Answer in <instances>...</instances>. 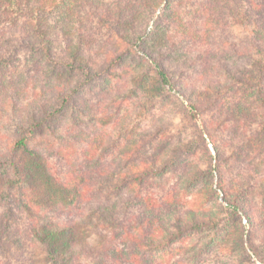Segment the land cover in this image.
Returning a JSON list of instances; mask_svg holds the SVG:
<instances>
[{"label": "trees", "instance_id": "obj_1", "mask_svg": "<svg viewBox=\"0 0 264 264\" xmlns=\"http://www.w3.org/2000/svg\"><path fill=\"white\" fill-rule=\"evenodd\" d=\"M201 10L208 15L201 31L210 38L231 25H242L249 32L250 47L241 52L250 65L240 70L251 77L244 79L237 75L239 68L224 66L230 82L242 78L238 82L248 92L227 106V84L187 91L173 76L171 61L182 65L188 56L180 52L167 29L166 20L178 16L173 0H0L1 250L15 241H6V226L16 208H24L37 219L32 233L47 264H164L170 261L172 243L205 233L211 235L186 261L168 264H204L203 252L218 240L231 253L247 254L253 263L264 264V248L252 244L250 231L227 226V219L236 221L238 215L248 225H259L253 208L240 198L239 188L232 196L224 190L225 204H208L207 198L217 189L213 177L221 170L189 160L199 147L196 138L179 143L159 139L141 152L147 141L143 133L131 137V145L112 160H105L107 144L95 143L84 151L85 162L70 180L61 178L51 164L65 155L66 147L76 149L65 135L80 134L81 140L87 120L94 119L92 107L84 100L87 90L113 77L118 68H128L133 53L143 57L140 67L130 72L133 88L142 89L147 97L140 109L147 113L156 100L175 91L185 97L195 120L202 119V110L210 106L228 107L229 116L236 119L248 118L256 110L258 130L251 146L264 149V0H203ZM150 20L154 23L148 31ZM106 29L108 39H114L104 51L101 36ZM21 53L26 58L16 63ZM204 53L218 54L211 48ZM211 60L205 58L207 72L216 67ZM20 85L24 93L19 95ZM144 116L139 110L137 118ZM130 125L128 129L134 127ZM177 171L176 182L167 181L165 177ZM223 182L218 188L224 189ZM199 183L201 193L193 194ZM126 188L131 194L125 199ZM256 189L264 199V182ZM71 206L89 215L77 221L55 219L53 214ZM109 229L121 244L132 247L130 252L112 246L113 237L106 242ZM91 241V251L83 252ZM96 252L95 261L83 260L86 253Z\"/></svg>", "mask_w": 264, "mask_h": 264}, {"label": "rangeland", "instance_id": "obj_2", "mask_svg": "<svg viewBox=\"0 0 264 264\" xmlns=\"http://www.w3.org/2000/svg\"><path fill=\"white\" fill-rule=\"evenodd\" d=\"M202 2L203 0H173V8L177 11L178 16L172 18L171 21L166 20V23L169 24L167 29L172 40L178 42L177 46L180 52L188 53L190 61L188 56L185 58V64L182 63V65H175L171 61V69L173 76L177 78V83L187 91L206 89L209 85L221 82L227 84L229 97L225 105L227 106L228 103L236 101L240 96L247 95L248 92L246 85H242L238 81H241L242 78L251 77L243 75L240 70L244 66L250 65L247 56L241 52L244 47H250L249 32L242 25H231L224 30L213 33L210 38L206 32L201 31L204 26L203 21L208 17L201 10ZM154 20L147 23L148 31L152 28ZM204 24L206 26L207 24L211 25L209 22ZM108 36L109 30L106 29L101 36L104 41L101 43L104 45V51L114 39V37L108 39ZM206 48L216 50L218 54L214 53L216 56L206 54L204 53ZM208 57L212 58L211 62L215 63L216 67L207 72L205 71V58ZM25 58L26 55L21 53L16 63H23ZM141 59H143L141 55L133 53V56L127 59L128 68H118L113 77L105 78L87 90L84 100L92 107L94 119L90 122L87 120L81 140L77 139L80 134L75 137L65 135L68 143L72 142L76 149L72 151H68V147L63 149L65 155L57 156L51 163L53 170L64 180H70L85 162L84 151L86 152L88 147L93 148L95 143H106L105 160H112L121 153L120 150L124 151L127 146L131 145V137L137 138L143 133V137H146L147 141L145 146L141 147V152H145L146 148H151L150 142H156L159 139L167 138L171 143H179L196 138L199 147L195 153L188 156L189 160L198 163L202 168L212 165V168L219 167L221 170L220 174L216 172L217 175L213 177L217 189L212 196L207 198L208 204H225L224 190L232 196V193H238L236 189L239 188L237 190L240 192V198L242 200L245 198V201L253 208V214H256L253 215V218L259 222V225L254 227L248 225L249 222L242 215H238L236 221L227 219L228 210L226 209L227 226L230 230L233 228V231L237 226L249 230L252 244L258 248H264L262 246L264 244V199L256 189L259 183L264 182V149L251 146L254 144L252 137L258 130V121L255 120L256 110H252L248 118L236 119L229 116L228 107L223 109L221 105L218 107L210 106L202 110L200 115L202 119L195 120L191 116L193 111L190 112L187 108L188 103L185 97L175 91H169L164 97L156 100L146 113V110L140 109L142 103L146 102V94L142 89L133 88V77L130 74L131 70L140 67ZM225 65L239 68L237 75L242 78L235 80V83L230 82V75L224 69ZM30 77L31 75L27 74V78ZM23 89L24 87L20 85L19 95L24 93ZM19 99L24 98H16V100ZM255 105L257 106V104ZM139 110L140 113L143 110L145 115L141 120L137 118ZM133 120L136 122L132 123ZM129 124L134 127L128 129ZM245 137L246 142L243 141ZM141 141L138 140V146H140ZM57 144L60 145L58 138ZM246 144L248 146L244 148ZM76 164L79 165L76 166ZM178 175L179 172L177 171V173H169L165 178L170 183H174ZM221 179L224 181V189L218 188ZM239 184L242 185L239 187ZM202 188V183H199L193 189V194L194 192L201 193ZM130 194V188L124 189L125 199L129 198ZM72 207L61 213L53 214V216L56 220L63 222L77 221L82 216L89 215L87 211L77 212V209ZM2 214L3 210H0V217ZM35 225L37 228V219L31 218L24 208H16L6 226L8 233L6 241L8 238L15 241L9 244L8 249L5 248L7 250L0 249V264H47L43 256V249L38 245L32 233ZM105 232L107 233L105 236L107 243L110 237H113L112 246L120 247L128 252L131 251L132 247L121 244L120 239L114 238L115 231L109 229ZM210 235L205 233L192 239L172 243L170 247L172 254L168 258L170 261L164 262V264L178 259L186 261L185 259L189 258V254L199 245H202ZM92 243V241L89 244L86 242L83 252H90ZM89 254L86 253L83 256L85 262H93L99 256V252ZM159 256L160 254L156 252L153 258L157 260ZM202 259L204 264H255L247 254L242 257L237 252L231 253L219 240L203 252ZM125 263L122 262V264ZM256 264L262 263L256 261Z\"/></svg>", "mask_w": 264, "mask_h": 264}]
</instances>
